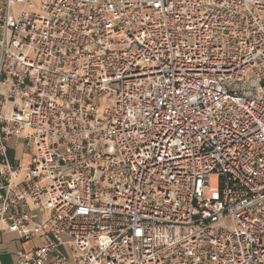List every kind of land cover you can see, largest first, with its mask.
I'll return each mask as SVG.
<instances>
[{
	"label": "built area",
	"instance_id": "2783aa9c",
	"mask_svg": "<svg viewBox=\"0 0 264 264\" xmlns=\"http://www.w3.org/2000/svg\"><path fill=\"white\" fill-rule=\"evenodd\" d=\"M1 233L41 241L14 264H264V0H0Z\"/></svg>",
	"mask_w": 264,
	"mask_h": 264
},
{
	"label": "crops",
	"instance_id": "0c3cea01",
	"mask_svg": "<svg viewBox=\"0 0 264 264\" xmlns=\"http://www.w3.org/2000/svg\"><path fill=\"white\" fill-rule=\"evenodd\" d=\"M17 143L23 145L22 148H17ZM23 139H12L8 146V158L10 163L17 164L22 160V164H27L30 161L31 149L29 152L25 153L27 147H24ZM41 241L37 240L31 243H22L21 239L16 234L1 233L0 234V262H9L14 264L16 261L17 252L21 248L31 249L35 244H39Z\"/></svg>",
	"mask_w": 264,
	"mask_h": 264
},
{
	"label": "rangeland",
	"instance_id": "374dc122",
	"mask_svg": "<svg viewBox=\"0 0 264 264\" xmlns=\"http://www.w3.org/2000/svg\"><path fill=\"white\" fill-rule=\"evenodd\" d=\"M30 149H31V143H30L29 146L27 147L25 153L29 152ZM2 264H11V263H9V262H4V263H2Z\"/></svg>",
	"mask_w": 264,
	"mask_h": 264
}]
</instances>
